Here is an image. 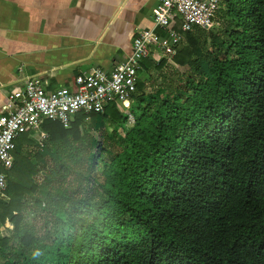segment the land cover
Returning a JSON list of instances; mask_svg holds the SVG:
<instances>
[{
  "label": "trees",
  "instance_id": "trees-1",
  "mask_svg": "<svg viewBox=\"0 0 264 264\" xmlns=\"http://www.w3.org/2000/svg\"><path fill=\"white\" fill-rule=\"evenodd\" d=\"M218 12L219 31L143 61L131 126L118 101L46 121L49 156L17 140L0 264H264V0ZM96 116L112 131L86 129Z\"/></svg>",
  "mask_w": 264,
  "mask_h": 264
},
{
  "label": "crops",
  "instance_id": "crops-1",
  "mask_svg": "<svg viewBox=\"0 0 264 264\" xmlns=\"http://www.w3.org/2000/svg\"><path fill=\"white\" fill-rule=\"evenodd\" d=\"M158 3L0 0V112L9 111L11 94L21 95L27 76L40 74L48 91L72 89L78 75L94 68L112 71L125 62L134 37L142 30L153 29L165 37L164 29L153 21ZM174 52L157 53L153 59Z\"/></svg>",
  "mask_w": 264,
  "mask_h": 264
},
{
  "label": "built area",
  "instance_id": "built-area-1",
  "mask_svg": "<svg viewBox=\"0 0 264 264\" xmlns=\"http://www.w3.org/2000/svg\"><path fill=\"white\" fill-rule=\"evenodd\" d=\"M221 3L222 0H159L153 9V21L166 36L153 29L142 30L134 37L132 52L125 62L112 71L94 68L78 75L72 89L48 91L40 74L27 76L21 95H10L9 111L0 112V205L14 166L17 140L22 135L29 134L44 148L50 138L43 127L46 121L68 127L79 113L103 114L109 104L118 101L125 106L129 102L131 107L143 61L157 53L174 52L181 36L196 27L211 29Z\"/></svg>",
  "mask_w": 264,
  "mask_h": 264
},
{
  "label": "rangeland",
  "instance_id": "rangeland-1",
  "mask_svg": "<svg viewBox=\"0 0 264 264\" xmlns=\"http://www.w3.org/2000/svg\"><path fill=\"white\" fill-rule=\"evenodd\" d=\"M222 26H223V22H222V19H221V12H218V14H217V17H216V21H215V24L213 25V27L210 29V30H212V31H214V32H217V31H219L221 28H222ZM185 39V35H184V37L182 38V41ZM182 43L183 42H180V44L176 47L177 49H176V51L178 50V48L182 45ZM176 51L174 52V53H172V55H168V56H166L165 58L166 59H168L169 57L171 58L172 56H174L175 55V53H176ZM165 71L167 72V74H168V76L169 77H172V76H174L173 74H172V72H171V68L170 67H166L165 68ZM138 78H139V76H138ZM147 93H151L152 92V88H148L147 89V91H146ZM155 102H156V99H153V98H151V97H147V99H146V103H147V105H149L150 106V108L151 109H153L154 108V106H155ZM127 104V103H126ZM124 105V104H123ZM128 105V104H127ZM139 105H140V103H136V102H134L133 103V105L130 107V106H125L128 110H130V112H129V114H130V118H129V120H130V122H129V126H131L132 124H133V114L134 113H136V112H138V108H139ZM99 126H104V127H106V129H107V131L108 132H111L112 131V127L110 126V124L109 123H107V122H105L101 117L98 119V121H94V120H86L85 121V128L86 129H88V130H93V129H95L96 127H99ZM23 136H29L28 134H25V135H23ZM34 141H32V143L31 144H29L28 145V143H26V145L27 146H24V147H22V150L23 151H28V152H30V153H32V154H35L36 152H38V154L40 155V156H45L46 154V156H49L50 154H49V152L46 150V149H44V148H41V147H39L38 146V143H37V141H36V139L35 138H32ZM34 142V143H33ZM17 148H18V143H17V145H16V148H15V151L17 150ZM14 151V152H15ZM14 157H15V155H14ZM36 157L35 158H33V161L35 162L36 161ZM51 164H52V162L49 164V166H51ZM42 175H40V177H41ZM101 179H103V176L101 175ZM92 192H89V195H91V193H93L92 195H95V197L97 198L99 195H100V192H101V189H99V188H95V189H92L91 190ZM40 221H37L36 222V225L37 226H40ZM6 226L7 227H9V228H11V229H13V225H12V223L9 221V219H7V223H6Z\"/></svg>",
  "mask_w": 264,
  "mask_h": 264
},
{
  "label": "bare ground",
  "instance_id": "bare-ground-1",
  "mask_svg": "<svg viewBox=\"0 0 264 264\" xmlns=\"http://www.w3.org/2000/svg\"><path fill=\"white\" fill-rule=\"evenodd\" d=\"M129 105V102H126Z\"/></svg>",
  "mask_w": 264,
  "mask_h": 264
}]
</instances>
